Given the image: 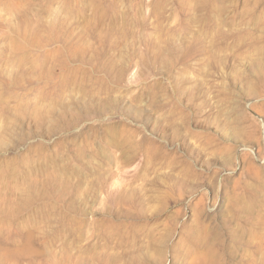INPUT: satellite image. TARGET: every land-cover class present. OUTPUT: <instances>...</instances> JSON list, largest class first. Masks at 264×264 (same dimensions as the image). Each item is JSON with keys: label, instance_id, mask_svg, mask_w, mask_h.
<instances>
[{"label": "rangeland", "instance_id": "obj_1", "mask_svg": "<svg viewBox=\"0 0 264 264\" xmlns=\"http://www.w3.org/2000/svg\"><path fill=\"white\" fill-rule=\"evenodd\" d=\"M0 264H264V0H0Z\"/></svg>", "mask_w": 264, "mask_h": 264}]
</instances>
